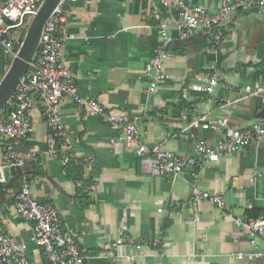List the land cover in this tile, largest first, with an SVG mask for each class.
Listing matches in <instances>:
<instances>
[{
    "label": "crops",
    "instance_id": "0c3cea01",
    "mask_svg": "<svg viewBox=\"0 0 264 264\" xmlns=\"http://www.w3.org/2000/svg\"><path fill=\"white\" fill-rule=\"evenodd\" d=\"M173 1L214 11L220 0ZM175 2L164 8L157 0L67 1L59 34L62 60L74 73L80 96L107 110L139 115L140 140L147 148L182 155L194 142H213L221 135L189 128L186 139L167 138L186 128L197 112L226 118L235 128L263 118L264 92L248 95L244 87L264 77V9L232 14L218 45L202 29L183 39L171 31L162 67L166 77L149 93L144 67L160 41L152 11L156 7L173 23ZM214 72L219 84L213 93L187 90L194 75ZM59 106L81 179L71 177L62 152H48V128L36 99L30 108L33 131L21 143L24 175L34 198L56 207L63 229L77 238L85 264H264V255L248 256L262 251L261 241L252 243L237 222L264 214V139L217 161L185 167L177 177L155 175L118 141L119 129L103 116L69 97ZM4 142L0 137V167L7 166ZM190 185L220 194L225 207L207 200L193 204ZM18 186L16 181L0 189V218L16 240L27 244L29 257L39 260L32 225L13 205ZM119 237L123 243L116 245ZM154 238L158 247L151 245ZM135 243L141 247L135 249ZM237 252L245 256L231 257ZM188 253L196 257L187 259ZM127 254L133 258L127 260Z\"/></svg>",
    "mask_w": 264,
    "mask_h": 264
},
{
    "label": "built area",
    "instance_id": "2783aa9c",
    "mask_svg": "<svg viewBox=\"0 0 264 264\" xmlns=\"http://www.w3.org/2000/svg\"><path fill=\"white\" fill-rule=\"evenodd\" d=\"M44 0H0V50L5 57L13 59L17 51L21 30L26 27ZM59 4L45 21L41 30L36 51L30 60L25 74L19 81L14 94L9 99V110L6 114L0 112V137L5 138L2 151L7 166H17L23 169L25 157L21 148L24 139L33 131L30 108L33 99L42 107V115L48 128V152L56 150L63 153V163L71 159L70 146L67 140L60 104L65 97L71 98L78 105L85 107L90 113L103 116L110 124L119 129L118 141L127 149L141 157L143 166L155 175L179 176L185 167H194L208 161H217L225 155L232 154L253 143L264 139V116L243 128L232 127L226 118H211L206 111L193 115L189 124L176 133H167L168 137L186 139L185 131L189 128L201 130H218L221 135L217 140L194 142L191 151L178 155L159 146L147 148L140 140L139 115H129L123 112L107 110L94 99L83 98L78 94L74 82L75 75L65 65L61 56L63 38L60 28L66 22L63 6ZM162 7L173 4V0H157ZM177 17L171 23L161 10L156 7L152 17L156 21L160 41L144 67V75L150 80L147 88L153 93L159 80L166 77L163 64L169 54V45L175 30L180 39L186 38L196 29L208 32L213 45H218L224 38V23L234 13L245 12L253 8L264 9V0H220L218 7L210 11L202 5L190 6L183 1H176ZM27 17L30 21L27 22ZM219 84L217 73L196 74L186 85L187 90L195 93L211 94ZM248 95H260L264 92V77L244 87ZM25 172L19 174V186L14 196L13 205L17 214L32 225L34 242L40 251V259H31L25 242L16 240L8 231L0 218V264H85L86 256L82 254L77 238L63 229L61 217L50 203L37 201L32 193L31 184L25 177ZM189 199L193 204L207 200L219 208L225 207V199L218 193L201 190L190 185ZM161 209H159L160 211ZM194 221L198 220L197 212ZM238 224L247 232L254 243L259 239L262 251L248 254L250 258L264 255V214L254 219H237ZM123 238L116 239L115 244L121 245ZM153 247L159 246V240H151ZM139 249V243L134 244ZM242 252L232 253L231 257L242 258ZM127 260L132 254L124 255ZM195 253H188L187 259H194Z\"/></svg>",
    "mask_w": 264,
    "mask_h": 264
},
{
    "label": "water",
    "instance_id": "95a60500",
    "mask_svg": "<svg viewBox=\"0 0 264 264\" xmlns=\"http://www.w3.org/2000/svg\"><path fill=\"white\" fill-rule=\"evenodd\" d=\"M60 0H44L41 6L39 7L37 13L32 18L31 22L29 23L28 28L26 29V32L24 34L23 40L20 43V46L17 50L16 56L12 59L9 67L7 68L6 72L2 76V79L0 80V89L5 84V87L3 90H0V111L2 108L8 103L9 99L14 94V91L23 77V75L26 72V69L28 67V64L30 60L32 59L37 43L39 40V36L41 33V30L43 28V25L45 24V21L48 19L50 14L53 12V10L56 8V6L59 4ZM42 14V19L37 25L35 33L32 35V29L35 26L39 16ZM31 36V37H30ZM19 56L27 61L24 62L21 66L18 67ZM24 170V168H20L17 166H1L0 167V189H10L12 186H14L15 182L18 181L19 174Z\"/></svg>",
    "mask_w": 264,
    "mask_h": 264
},
{
    "label": "trees",
    "instance_id": "16d2710c",
    "mask_svg": "<svg viewBox=\"0 0 264 264\" xmlns=\"http://www.w3.org/2000/svg\"><path fill=\"white\" fill-rule=\"evenodd\" d=\"M26 32V27H24L21 32H20V35H19V43L15 46V50L17 51L19 46H20V43L22 42L23 40V37H24V34ZM12 59L8 58V57H5L1 50H0V76L2 77L4 75V73L6 72L7 68L9 67L10 63H11ZM9 110V104L7 103L3 108L2 110L0 111L1 114H6ZM66 168L67 170L69 171L71 177H73L74 180H79L81 179L82 175V168L81 166H79L76 161L74 160H71L66 163Z\"/></svg>",
    "mask_w": 264,
    "mask_h": 264
},
{
    "label": "bare ground",
    "instance_id": "6f19581e",
    "mask_svg": "<svg viewBox=\"0 0 264 264\" xmlns=\"http://www.w3.org/2000/svg\"><path fill=\"white\" fill-rule=\"evenodd\" d=\"M41 19H42V14L39 16V18H38V20H37L35 26L33 27V29H32V33H30L31 35H32L33 33H35L36 28H37V25L39 24V22L41 21ZM30 37H31V36H30ZM18 61H19L18 67L21 66L24 62H25V63L27 62V61L25 60V58L22 59L20 56H19V58H18ZM6 83H7V81L4 83V85L1 87L0 90H3V89H4Z\"/></svg>",
    "mask_w": 264,
    "mask_h": 264
},
{
    "label": "rangeland",
    "instance_id": "374dc122",
    "mask_svg": "<svg viewBox=\"0 0 264 264\" xmlns=\"http://www.w3.org/2000/svg\"><path fill=\"white\" fill-rule=\"evenodd\" d=\"M30 21V18L27 17V22ZM31 22V21H30ZM29 24L26 26V29L28 28ZM2 79V77L0 76V80Z\"/></svg>",
    "mask_w": 264,
    "mask_h": 264
}]
</instances>
